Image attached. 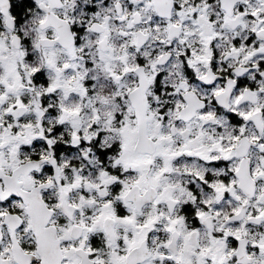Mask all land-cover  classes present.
<instances>
[{"label": "snow or ice", "instance_id": "1", "mask_svg": "<svg viewBox=\"0 0 264 264\" xmlns=\"http://www.w3.org/2000/svg\"><path fill=\"white\" fill-rule=\"evenodd\" d=\"M0 264H264V0H0Z\"/></svg>", "mask_w": 264, "mask_h": 264}]
</instances>
